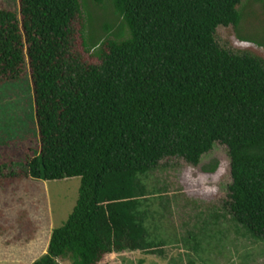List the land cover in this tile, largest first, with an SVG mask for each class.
Segmentation results:
<instances>
[{
	"label": "trees",
	"instance_id": "trees-1",
	"mask_svg": "<svg viewBox=\"0 0 264 264\" xmlns=\"http://www.w3.org/2000/svg\"><path fill=\"white\" fill-rule=\"evenodd\" d=\"M241 1L112 0L129 37L93 46L80 0L0 7V85L28 65L39 140L19 169L0 164V189L80 178L72 212L31 264L152 252L139 177L163 159L198 165L216 142L230 159L224 208L264 239V59L215 36L219 26L238 27ZM6 229L0 223L1 235Z\"/></svg>",
	"mask_w": 264,
	"mask_h": 264
},
{
	"label": "rangeland",
	"instance_id": "rangeland-1",
	"mask_svg": "<svg viewBox=\"0 0 264 264\" xmlns=\"http://www.w3.org/2000/svg\"><path fill=\"white\" fill-rule=\"evenodd\" d=\"M80 2L90 46L104 39H128L129 29L112 0ZM0 7L18 11V0H0ZM237 9L241 14L238 27L219 26L218 44L264 59V0H242ZM38 148L27 65L20 80L0 85V164L19 169ZM215 163L214 171L204 169ZM139 181L144 188L141 211L154 248L152 252L118 253L113 259L117 264H264V239L238 224L224 208L232 183L225 145L216 142L198 165L163 159ZM79 186L80 178L71 177L23 179L0 189V223L7 228L0 234V264H31L43 255L52 230L72 212ZM25 212L31 221L28 225L20 221ZM25 226L32 228L31 233ZM31 234L33 238L27 240ZM58 261L72 264L70 259Z\"/></svg>",
	"mask_w": 264,
	"mask_h": 264
},
{
	"label": "crops",
	"instance_id": "crops-1",
	"mask_svg": "<svg viewBox=\"0 0 264 264\" xmlns=\"http://www.w3.org/2000/svg\"><path fill=\"white\" fill-rule=\"evenodd\" d=\"M138 251V250H137ZM127 251L118 252L120 254L126 253ZM130 253H134L135 251H129ZM118 253H111L105 256L104 260L101 261L99 264H117L116 261H114V257H117Z\"/></svg>",
	"mask_w": 264,
	"mask_h": 264
},
{
	"label": "built area",
	"instance_id": "built-area-1",
	"mask_svg": "<svg viewBox=\"0 0 264 264\" xmlns=\"http://www.w3.org/2000/svg\"><path fill=\"white\" fill-rule=\"evenodd\" d=\"M246 43H248V42H246Z\"/></svg>",
	"mask_w": 264,
	"mask_h": 264
}]
</instances>
